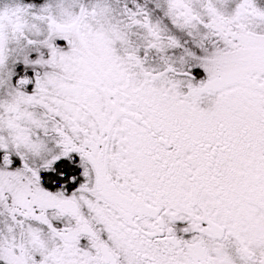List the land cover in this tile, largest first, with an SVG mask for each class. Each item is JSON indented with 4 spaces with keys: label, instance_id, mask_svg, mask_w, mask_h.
Masks as SVG:
<instances>
[{
    "label": "snow or ice",
    "instance_id": "obj_1",
    "mask_svg": "<svg viewBox=\"0 0 264 264\" xmlns=\"http://www.w3.org/2000/svg\"><path fill=\"white\" fill-rule=\"evenodd\" d=\"M0 264H264V0H0Z\"/></svg>",
    "mask_w": 264,
    "mask_h": 264
}]
</instances>
